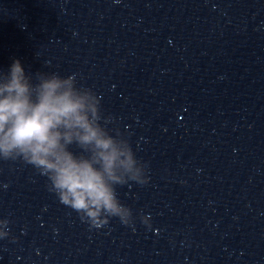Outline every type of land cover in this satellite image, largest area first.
I'll use <instances>...</instances> for the list:
<instances>
[{
    "label": "water",
    "instance_id": "1",
    "mask_svg": "<svg viewBox=\"0 0 264 264\" xmlns=\"http://www.w3.org/2000/svg\"><path fill=\"white\" fill-rule=\"evenodd\" d=\"M17 59L75 73L149 180L96 229L0 160V264H264V0H0V74Z\"/></svg>",
    "mask_w": 264,
    "mask_h": 264
},
{
    "label": "clouds",
    "instance_id": "2",
    "mask_svg": "<svg viewBox=\"0 0 264 264\" xmlns=\"http://www.w3.org/2000/svg\"><path fill=\"white\" fill-rule=\"evenodd\" d=\"M34 80L18 59L0 74V160L32 166L46 177L48 191L90 228L113 217L130 225L132 210L121 203L117 187L147 184V165L119 130L108 128L112 118L102 114L92 89L77 86L75 73H38ZM9 224L0 219V239L10 236Z\"/></svg>",
    "mask_w": 264,
    "mask_h": 264
}]
</instances>
